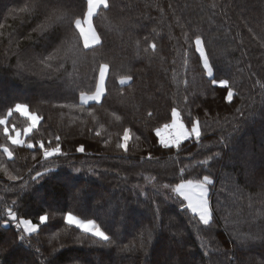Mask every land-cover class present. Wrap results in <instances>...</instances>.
Here are the masks:
<instances>
[{
	"label": "trees",
	"instance_id": "16d2710c",
	"mask_svg": "<svg viewBox=\"0 0 264 264\" xmlns=\"http://www.w3.org/2000/svg\"><path fill=\"white\" fill-rule=\"evenodd\" d=\"M62 2L66 13L87 10L86 0ZM26 3L0 0V117L20 102L41 120L24 136L28 121L18 114L8 118L10 134L15 126L35 148L9 145L12 161L0 152L8 170L17 174L19 169L24 177L14 182L0 171V210L12 207L34 222L45 213L50 219L20 242L19 230L0 216V264H264V89L257 83H264V0H109L115 7L98 9L103 15L93 21L105 33L102 56L94 61L86 49L64 60L63 67L59 59L53 61L51 69L40 63L41 56L60 43L57 35L71 37V29L57 25L58 33L47 41L36 34L25 39L44 19L14 18L11 10ZM196 34L205 42L214 77L229 81L235 93L231 102L227 90L203 72ZM104 59L109 62L107 99L82 110L79 92L88 91ZM129 74L132 81L120 85V77ZM170 106L181 112L186 127L189 111L191 119H198L200 142L192 137L179 150L162 148L159 132L170 123ZM148 111L156 115L149 118ZM165 114L168 119H160ZM155 126H161L159 138ZM3 128L0 144H7ZM125 128L130 129L127 153L116 148L123 132L128 135ZM56 135L67 156L51 158L47 166L53 171L32 182L28 168L36 162L31 156L42 159L38 141L54 147ZM81 145L84 153L75 150ZM208 156H214L209 166L198 164ZM207 167L214 179L211 228L189 222L191 213L165 200L169 193L161 189L163 183L179 182L181 168L186 178L196 179L207 174ZM36 169L43 171L39 165ZM68 211L94 220L121 247L68 225L63 220Z\"/></svg>",
	"mask_w": 264,
	"mask_h": 264
},
{
	"label": "snow or ice",
	"instance_id": "6c2138e0",
	"mask_svg": "<svg viewBox=\"0 0 264 264\" xmlns=\"http://www.w3.org/2000/svg\"><path fill=\"white\" fill-rule=\"evenodd\" d=\"M65 5L63 4L62 0H27L26 6L21 7L19 9H12L11 14L14 18L17 16L27 17L28 20L35 18L39 20V17L43 16L44 19L42 22L37 23L35 27L32 28L31 32L25 37V39L31 41L33 38V34H36L38 39H42L47 41L49 36L52 34H57L59 29L57 25L63 26L65 24L71 29L72 35L66 39H60L59 35H57V39L60 40L59 44L53 45V50L49 52L46 56H41L40 63L48 69L52 68V62L55 60H60L58 67H63V61L67 59H72L73 56H79L84 54V50H90L93 54L94 61L97 59L98 56H102L101 50L104 48L105 45V33L99 32L97 28L94 27V16L95 15H103L102 13L96 12H86L80 11H73L71 13H66L63 11ZM95 8L96 5H93ZM110 9V7H115V4L110 6L109 0H102V3L99 5V8ZM215 7V5H213ZM86 9H87V0H86ZM97 9V10H98ZM82 16L83 18H79ZM27 22V21H25ZM91 23L92 27L90 29L92 33V42L90 43L86 36L82 34L81 29ZM251 31V29H250ZM2 35V33H0ZM264 38V37H262ZM187 42V39H186ZM11 43V42H10ZM19 41H17V48H19ZM150 48L155 51L157 49V45L152 43ZM194 48L195 52L198 53L199 59L202 61L203 65V72L206 74L207 77L212 78V84H219L221 88L227 90V97L226 99L228 102H231L235 93L229 87V81L226 79H216L214 77V68L212 63H210L209 54L206 52L205 49V42L202 40L201 35L196 34L194 36ZM147 51V50H145ZM63 53V55H62ZM187 53H185V56ZM19 67V65H18ZM98 77H93V82L89 86L88 91L81 90L79 92V101L81 109L83 110L84 105H88L89 102H96L98 104L102 103V98L106 101L107 94H106V87H107V77L109 74V62L104 59V62L98 63ZM133 79L132 75H125L120 77L119 83L120 85H125L128 82H131ZM194 82V81H193ZM193 82H189L190 84ZM260 87L264 89V83L257 81ZM101 89L99 93H97V89ZM94 89V90H93ZM98 96V98H97ZM187 100V97H185ZM71 107H76V105H71ZM171 107V106H170ZM240 111V109H237ZM18 114L21 118L28 121L27 127L23 128V135L28 136L30 133L33 132L34 129L40 123L41 117L37 116V114L31 112L29 110V105L27 103H20L17 102L14 106L8 107L5 116L0 117V126H4L3 132L4 136L7 139V144H0V152L4 156L8 158V160L12 161L14 157V152L9 145L19 146V147H26L27 149L31 150L35 148V145L31 140H24L21 139V132L16 129L15 126L12 127V132L14 135L10 134L9 127L7 126L9 123V119L12 115ZM95 114V109L92 108L89 110V115ZM113 118L117 121L121 119L119 115H116L115 112L111 114ZM156 114L153 111H148L147 116L149 118H153ZM189 119V126L186 127V124L181 121V112L176 107H171L170 111V123L165 122L162 126L168 125L172 126L173 118L177 117L179 122H181L184 126V129L187 132V135L180 140H174L172 143H161L159 140V144L164 149H181L182 143L191 139L194 135L195 140L200 142L202 137L201 125L198 119H191L192 113L191 111L188 112ZM160 119H168L167 114L164 117H160ZM161 126H155L153 128L155 134L157 130ZM127 131V137L124 136L123 132V141L116 144V148L122 149L125 153L129 151L128 140H129V132L130 129L125 128L124 131ZM97 136H100L101 133L99 131L96 132ZM157 136V134H156ZM158 137V136H157ZM159 138V137H158ZM55 146H51V142L46 147L45 143L41 140L38 141L39 148L37 149L38 152L42 154V159H38L37 155H32L31 160L36 162L32 167L28 168V174L30 180L35 182L47 176L49 173L53 171L52 168L48 167L47 164L53 157H61L67 156V153L62 150V143L61 137L56 135L53 137ZM139 139V136L136 137ZM223 142V141H221ZM108 143V141H105ZM226 146V145H225ZM77 152L84 153L86 148L81 145L80 147L75 149ZM220 153L217 152L214 156H219ZM214 156H208L207 158L198 161V164L203 166H209V162L214 159ZM36 165H39L43 168V171L37 170ZM0 171H3L7 176V179L10 181H21L24 179L23 176L19 175V169H16L17 174H13L8 170V167L4 164L3 160L0 159ZM35 171V174L32 175V172ZM75 173H81L82 169L79 167L74 168ZM89 172H92L93 169L89 168ZM185 168L180 169L181 178L179 182L175 183H163L161 185V189L167 191L169 194L164 197L165 200H174L177 202L179 206L184 209L186 212H190L191 216L189 217V222L196 220L197 223H202L204 226H208L209 228L212 227L214 224V209L211 205V195L210 189L214 186V179L212 170L210 167H207V174H203L202 178L199 176L196 179H189L184 176ZM155 179V178H153ZM28 185H25L27 188ZM261 188L264 189V181L261 182ZM160 191V189H158ZM240 191V189H237ZM264 194V193H262ZM16 201H13L15 204ZM160 206L158 205L155 209L156 218H159L160 214ZM0 216L6 217L3 220L5 225L12 224L14 225L15 229L19 230V240L20 242L25 241L26 234L31 235L33 233H37L38 230L41 229V226H45L46 222L49 221L50 217L48 213L41 214L38 217V222H34V220L29 218H23L21 214H18V210H15L12 207H5L4 209L0 210ZM64 222L68 225H74L76 229L83 231L84 233H88L93 237L99 238V241L106 242L107 245L115 244L117 247H121L117 240L118 238L114 239L106 234L104 230L92 219H81L78 216L74 215L72 211L66 212L63 216ZM177 236H183V232H177ZM80 237H76L77 241H80ZM151 237H149L150 242ZM51 242V241H50ZM96 242V241H94ZM13 243L15 241L13 240ZM127 246H123L121 250H126ZM141 249L145 251L147 254V246L145 244H141ZM37 252L40 251L39 248L36 249ZM248 264H252V261H248Z\"/></svg>",
	"mask_w": 264,
	"mask_h": 264
},
{
	"label": "rangeland",
	"instance_id": "374dc122",
	"mask_svg": "<svg viewBox=\"0 0 264 264\" xmlns=\"http://www.w3.org/2000/svg\"><path fill=\"white\" fill-rule=\"evenodd\" d=\"M101 3H102V0H89L87 11L96 12ZM93 5H96V7L94 8ZM91 27H92L91 23H88L81 29L82 34L86 36L87 40L90 43L92 42V33L90 31ZM100 91L102 90L98 88L97 93H99ZM185 135H187V132L184 129L183 124L179 122L177 117H174L172 126H167L163 130H160L159 132V137L162 143H172L174 140L183 139Z\"/></svg>",
	"mask_w": 264,
	"mask_h": 264
},
{
	"label": "crops",
	"instance_id": "0c3cea01",
	"mask_svg": "<svg viewBox=\"0 0 264 264\" xmlns=\"http://www.w3.org/2000/svg\"><path fill=\"white\" fill-rule=\"evenodd\" d=\"M88 1V5H89V0H87Z\"/></svg>",
	"mask_w": 264,
	"mask_h": 264
}]
</instances>
